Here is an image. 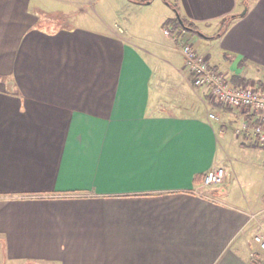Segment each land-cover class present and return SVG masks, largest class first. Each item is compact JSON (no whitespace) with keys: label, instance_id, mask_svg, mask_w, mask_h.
Segmentation results:
<instances>
[{"label":"crops","instance_id":"crops-1","mask_svg":"<svg viewBox=\"0 0 264 264\" xmlns=\"http://www.w3.org/2000/svg\"><path fill=\"white\" fill-rule=\"evenodd\" d=\"M167 2L206 36L237 16L218 37L164 24L159 40L127 18L79 24L89 0H0V264H264L263 196L229 190L219 153L264 145L228 135L247 111H223L181 54L187 40L232 83L264 78V0ZM164 82L181 93L161 101L190 113L152 100ZM216 166L224 180L204 186Z\"/></svg>","mask_w":264,"mask_h":264},{"label":"rangeland","instance_id":"rangeland-1","mask_svg":"<svg viewBox=\"0 0 264 264\" xmlns=\"http://www.w3.org/2000/svg\"><path fill=\"white\" fill-rule=\"evenodd\" d=\"M83 10L87 11V13L76 15V17L79 18H76L79 24L80 22L90 24L92 22L91 16L93 15L101 19L103 18L109 20L113 25L117 21L124 24L122 19L127 18L128 20L126 23V27L134 35L142 38L154 37L155 39L159 40L160 38H162L161 40L165 38L162 28L163 25L166 24V22L171 18H173V16H175L174 10L168 5V2L166 0H151L148 3H136L129 0H89V6L83 7ZM114 27L116 26L114 25ZM214 29L215 28H213L212 31ZM201 31L206 33H213L209 32L211 31L210 29L205 28H201ZM190 36L194 37L196 40H200V38L195 33H191ZM203 48L204 47L202 46L200 47L201 50ZM210 48L211 46H208L207 50L212 53L213 48ZM159 53L161 56L162 54H164L162 53V50H159ZM151 63H153V61H151ZM160 67H164V65H161ZM167 72L169 71H166V73ZM250 72H252V70H250L249 73ZM261 73L262 72H259V74L254 73V75L256 77L261 75L262 77L264 74ZM190 78L192 82L191 74ZM241 84H250L256 87H263L264 78L262 77L261 79L253 80L252 83L247 79ZM151 89L152 100L155 101L156 98H159V101L161 102L160 107L163 110H167L168 112H174L177 114L190 113V108L185 107L184 103H182L180 100L173 103L175 104V107H167V105H165V102L161 101V99L176 100L181 93L180 91H172V88L166 82L162 83V85L159 86L158 89H154V87H152ZM223 106V111L228 110L229 106ZM235 122L237 123V120ZM238 127L239 125L236 126V124L232 125V128L227 126L229 130L228 135L231 136V138L232 136H234L237 137V139L239 138L238 140H240L241 137L239 135L242 136V134L244 133L242 131L237 134L233 132L234 128ZM233 144L230 146L221 141L224 152L219 153H221V156H225L228 158V163L225 162V166L229 171V176L227 178V183L225 186L227 188H231L229 190L233 191V193L237 196H241L243 194L244 197L251 199L255 198L256 195H261L263 196L261 200L264 202V153H261L257 149H253L249 146L240 147L239 143L237 142ZM263 217L264 215H262L260 223L258 222L254 224V235L262 231Z\"/></svg>","mask_w":264,"mask_h":264},{"label":"built area","instance_id":"built-area-1","mask_svg":"<svg viewBox=\"0 0 264 264\" xmlns=\"http://www.w3.org/2000/svg\"><path fill=\"white\" fill-rule=\"evenodd\" d=\"M164 33L169 35L168 28ZM181 54L184 67L192 76V82L196 86H207L208 92L217 103L227 105L231 108H240L248 110V114L256 120L249 128L245 121L241 122L236 129V133L246 132L256 135L260 144L264 145V85L256 87L250 84H234L220 70L213 68L206 57L192 45L191 42L182 41ZM211 117L214 115L211 113ZM227 171L224 167L216 166L209 169L204 177L202 184L204 186H214L222 183ZM253 241L264 249V217L262 231L255 234Z\"/></svg>","mask_w":264,"mask_h":264},{"label":"trees","instance_id":"trees-1","mask_svg":"<svg viewBox=\"0 0 264 264\" xmlns=\"http://www.w3.org/2000/svg\"><path fill=\"white\" fill-rule=\"evenodd\" d=\"M129 1L136 2V3H148L151 0H129ZM168 4L174 9L175 12L179 13V9L176 6V4L171 3V2H169ZM236 16H237V14L228 15V16L223 17L220 20L219 28L217 29V31L213 35H211V36H206V35H203V34H201V35L204 36V37H207V38H213V37L220 36L221 33L224 31V29L228 26L230 20H232V18L236 17ZM179 17L180 18H178L176 16V14H175V16H173V18H171L169 21L166 22V24L171 26L172 31H190L192 33H200L199 30H198V27L196 26V24L194 22H192L191 20H189V19L185 18L184 16L180 15V13H179ZM232 80L236 84H241L242 82L246 81L245 78L239 79L238 77H232ZM259 84H261V83H259ZM246 111H247V113H246V119L245 120L250 126V125L254 124L256 120H254L251 117V115L248 114V110H246ZM257 263H258V260H256V258H253L252 264H257Z\"/></svg>","mask_w":264,"mask_h":264},{"label":"water","instance_id":"water-1","mask_svg":"<svg viewBox=\"0 0 264 264\" xmlns=\"http://www.w3.org/2000/svg\"><path fill=\"white\" fill-rule=\"evenodd\" d=\"M245 11H246V7L242 10V12L240 13L241 15L242 14H244L245 13ZM175 14H176V16L178 17V18H180L179 17V13L178 12H175ZM180 20V19H179ZM181 21V20H180ZM198 34H200L201 35V33H198Z\"/></svg>","mask_w":264,"mask_h":264}]
</instances>
